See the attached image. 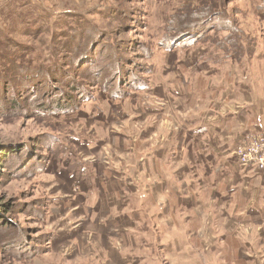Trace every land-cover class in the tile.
I'll return each instance as SVG.
<instances>
[{"label":"rangeland","instance_id":"374dc122","mask_svg":"<svg viewBox=\"0 0 264 264\" xmlns=\"http://www.w3.org/2000/svg\"><path fill=\"white\" fill-rule=\"evenodd\" d=\"M241 80L264 100V0H0V264H264L173 147Z\"/></svg>","mask_w":264,"mask_h":264},{"label":"crops","instance_id":"0c3cea01","mask_svg":"<svg viewBox=\"0 0 264 264\" xmlns=\"http://www.w3.org/2000/svg\"><path fill=\"white\" fill-rule=\"evenodd\" d=\"M227 89L231 95L236 93L238 109L235 110L232 102L216 122L199 123L191 133H178L173 144L178 148L176 161L183 159L191 163L192 169L184 170L186 175L191 170L208 188L220 190L215 193L216 206L239 198L247 208L236 215L238 221H264V171L255 165L239 163L234 154L236 144L244 145L264 135V100L243 80L237 86L229 84ZM202 138L207 140L205 149L199 145Z\"/></svg>","mask_w":264,"mask_h":264},{"label":"trees","instance_id":"16d2710c","mask_svg":"<svg viewBox=\"0 0 264 264\" xmlns=\"http://www.w3.org/2000/svg\"><path fill=\"white\" fill-rule=\"evenodd\" d=\"M218 13V12H217ZM217 13L215 12V13H213L212 14V16H215V15H217ZM220 13V12H219ZM222 13L223 14H225L223 11H222ZM219 23V22H218ZM228 30H230V29H228ZM190 36H192V35H189V37ZM237 37H243L241 34H240V36H238V32H237V34H236V36H234V38L235 39H237ZM55 39H58V37L57 36H55ZM2 60V59H1ZM58 66H52V69H55L56 70V68H57ZM54 70V71H55ZM28 71H30L32 74H34V75H40L39 73H40V70H37V69H35V73L30 69V68H28ZM47 74H49V72L47 73ZM37 95H38V97H34L33 99H34V101L36 102V103H40V108L38 109L39 110V114H41L42 116H44V115H52V116H54V115H57V114H65V115H68V114H72V113H74V112H76V111H78L80 108H81V105L84 103V102H86V98H83V95L84 94H82L81 95V100H80V103L79 104H76V102H72V101H67V100H56L54 103V105L53 106H46L45 105V102H43V97H42V95L40 94V93H36ZM80 106V107H79ZM45 107H47V108H45ZM44 109H46L47 111H45ZM47 151H48V147H47ZM47 156V155H46ZM43 165V164H42ZM41 165V166H42ZM38 169V167H36L34 170V173L36 172V170Z\"/></svg>","mask_w":264,"mask_h":264},{"label":"built area","instance_id":"2783aa9c","mask_svg":"<svg viewBox=\"0 0 264 264\" xmlns=\"http://www.w3.org/2000/svg\"><path fill=\"white\" fill-rule=\"evenodd\" d=\"M234 154L239 163L255 165L264 171V136H257L247 144L238 145Z\"/></svg>","mask_w":264,"mask_h":264}]
</instances>
